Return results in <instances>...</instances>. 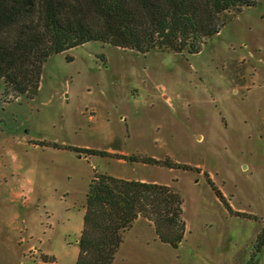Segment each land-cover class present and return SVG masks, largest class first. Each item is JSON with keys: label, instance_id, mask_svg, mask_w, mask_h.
Wrapping results in <instances>:
<instances>
[{"label": "rangeland", "instance_id": "obj_1", "mask_svg": "<svg viewBox=\"0 0 264 264\" xmlns=\"http://www.w3.org/2000/svg\"><path fill=\"white\" fill-rule=\"evenodd\" d=\"M224 18L197 54L90 41L49 56L32 98L7 100L0 82V264H75L95 172L182 199L178 248L138 218L112 264L249 263L264 226V0ZM253 264H264V248Z\"/></svg>", "mask_w": 264, "mask_h": 264}, {"label": "trees", "instance_id": "obj_2", "mask_svg": "<svg viewBox=\"0 0 264 264\" xmlns=\"http://www.w3.org/2000/svg\"><path fill=\"white\" fill-rule=\"evenodd\" d=\"M254 5L256 0H0L3 97L10 101L20 96L32 98L49 56L90 41L141 54H197L206 39L219 34L226 24V14H238ZM42 145L91 156L108 155L105 151L55 143ZM128 159L190 169L150 157ZM207 181L231 212L220 191L211 180ZM84 208L75 264H112L124 233L138 218L153 225L161 243L178 248L184 239L182 199L166 185L95 172ZM263 248L264 226L256 236L248 264L254 263ZM47 261L45 256L43 262Z\"/></svg>", "mask_w": 264, "mask_h": 264}, {"label": "crops", "instance_id": "obj_3", "mask_svg": "<svg viewBox=\"0 0 264 264\" xmlns=\"http://www.w3.org/2000/svg\"><path fill=\"white\" fill-rule=\"evenodd\" d=\"M116 258H117V255H116Z\"/></svg>", "mask_w": 264, "mask_h": 264}]
</instances>
